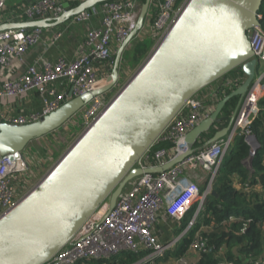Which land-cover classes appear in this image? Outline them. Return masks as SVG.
Returning <instances> with one entry per match:
<instances>
[{"label":"water","instance_id":"95a60500","mask_svg":"<svg viewBox=\"0 0 264 264\" xmlns=\"http://www.w3.org/2000/svg\"><path fill=\"white\" fill-rule=\"evenodd\" d=\"M106 1L83 0L53 20L36 16L4 22L0 31L56 27ZM263 1L187 0L164 38L102 113L37 186L0 217V264L45 263L72 240L104 202L108 208L105 219L135 178L166 171L192 154L199 135L223 120V107L236 97L227 124L204 145L226 136L254 83L264 80V72L257 74V60L248 36L251 29L260 27ZM149 4L150 0L141 3L135 26L117 49L104 85L77 96L69 92L66 101L35 121L0 122V157L13 156L17 168L23 170V153L33 141L62 128L94 97L118 84L123 53L142 28ZM236 68L242 73L241 83L187 133V151L161 166L139 167L138 160L186 101ZM248 140L254 149L259 147L254 136ZM160 147L162 144L153 149Z\"/></svg>","mask_w":264,"mask_h":264},{"label":"built area","instance_id":"2783aa9c","mask_svg":"<svg viewBox=\"0 0 264 264\" xmlns=\"http://www.w3.org/2000/svg\"><path fill=\"white\" fill-rule=\"evenodd\" d=\"M186 1H182L177 6L179 0H150L145 21L134 39H150L154 48L164 38ZM138 2L139 0H109L100 3L101 24L87 32L72 61L58 57L51 62L39 57L34 62L28 63L18 77L0 76V100L18 99L25 95L36 94L41 103L40 111L27 113H12L0 108V122L26 124L35 121L66 101L69 92L77 96L102 86L109 73H102L103 77H100L98 72L101 68L95 66L94 62H108L111 65L113 45L115 43L121 45L135 26L139 12ZM7 8V0H0V24L20 21L13 19V16L22 15L27 20L36 16L53 20L65 11L61 0H36L23 3L12 13H9ZM99 11L97 12L96 6L89 8L71 17L72 22L88 21ZM248 36L260 68L264 64V31L260 27H255L248 32ZM59 37L60 34L56 33L47 42L53 44ZM42 39L43 28L39 27L0 31V69H6L14 58L19 63H24L27 52ZM122 66L123 63L121 68ZM242 79L239 75L224 80L208 98L197 96V92L188 99L158 136L153 146L138 160L137 165L142 168L161 166L186 152L187 133L209 117L218 100L237 87ZM120 81L118 84L121 83ZM118 84L109 92L94 97L72 118L73 125L81 128L80 135L102 113L124 85L117 88ZM261 88L262 84L254 83L226 136L206 146L203 143L192 154L166 171L135 178L119 196L115 207L105 219L103 217L108 208L103 212L97 210L85 221L72 240L43 264H111L122 254L140 255V258L131 264H156L157 259L165 257L195 222L198 216L196 212L199 213L206 198L211 194L214 178L236 137L244 135L248 140L251 136V122L259 116L261 110L258 105ZM161 144L168 146L152 150L154 146ZM21 161L25 167L23 170L17 168V159L13 156L0 157V217L11 210L40 182L32 184L35 176L28 170L24 155ZM195 165H200L208 172L203 190H200L198 185L184 173L187 167ZM233 181L237 190L248 192L255 188L248 180L242 181L236 176ZM262 192L264 194V190ZM262 198L264 202V196ZM192 207H195L193 218L185 226L182 234L166 243L161 242L154 231L160 215L165 214L179 221ZM233 219L235 218L230 215L227 220ZM192 247L194 251L206 249L201 239ZM175 264L195 263L180 259ZM218 264L232 263L222 261ZM245 264H264V256L249 259Z\"/></svg>","mask_w":264,"mask_h":264},{"label":"trees","instance_id":"16d2710c","mask_svg":"<svg viewBox=\"0 0 264 264\" xmlns=\"http://www.w3.org/2000/svg\"><path fill=\"white\" fill-rule=\"evenodd\" d=\"M259 16L260 28L264 31V1ZM141 43L135 48L134 59L136 60L140 59L143 52V48L140 49ZM230 73L242 76L237 68L227 74ZM262 84L264 85V80ZM236 100V97L231 98L223 107V120L217 122L218 127L227 124ZM258 105L261 109L259 116L251 122L250 127L251 135L254 136L259 147L251 153V145L246 137L244 135L236 137L214 178L212 189L215 194H210L206 198L192 227L180 238L177 249L171 253L172 264L180 259L189 260L195 264H218L222 261L245 264L249 259L264 256V202L262 198L264 194L259 191V189L264 190V96L259 99ZM213 132L214 129H211L210 132L203 133L199 143L203 144ZM167 146L162 145V147ZM246 162H249L250 172L245 167ZM235 176L242 181L248 180L255 188L248 192L237 190L233 185ZM194 211L195 207L188 210L184 219L180 220V228L188 224ZM230 215L236 218L228 221ZM200 239L204 242L206 249L196 250V256L193 258L191 257L192 246ZM139 258L140 255L127 254L113 260L111 264H131Z\"/></svg>","mask_w":264,"mask_h":264},{"label":"crops","instance_id":"0c3cea01","mask_svg":"<svg viewBox=\"0 0 264 264\" xmlns=\"http://www.w3.org/2000/svg\"><path fill=\"white\" fill-rule=\"evenodd\" d=\"M34 1L36 0H7V7H8L7 11L9 13H12L13 10L20 4L34 2ZM81 1L83 0H61L65 10L77 6ZM141 3L142 1L139 0L137 6L139 5L140 7ZM99 5L100 4L96 6L97 12L100 9ZM13 19L15 20L20 19V21L27 20L24 17V15H22L21 17L13 16ZM101 19H102V13L99 11V13L94 14L91 17V19L88 21H84L81 23H73L72 19L70 18L63 24L58 25L56 27L43 28V39L36 46L32 47L27 52V54L25 55L24 63L21 64L17 61L16 58H14L6 69H0V76L4 75L7 78L18 77L22 73V71H24L25 66L28 63L34 62L39 57H41L44 60H49L51 62H54L58 57H64L68 61H72L73 59H75L78 48L81 45V43L84 41L87 32L91 28L99 27L101 24ZM56 33H59L60 37L53 44H49L47 41L49 39H52V37ZM135 40H138V39H133L128 45H130ZM119 47L120 45L115 43L113 45V52L117 51ZM123 62H124V59H122V63ZM94 65L101 68V71L98 72L100 77H103L102 73L103 74L105 72L107 74L110 73L109 71L110 65L108 62L95 61ZM261 67H262V73H263L264 64L261 65ZM121 70L122 71L120 73V80L124 74L123 71L126 72V68H124V65L122 66ZM235 76H236L235 73L226 74L224 77L216 80L215 82L209 84L208 86L198 91L197 96L208 98V96H210L216 90V88L223 83L224 80L229 79V78H234ZM263 96H264V85L262 84V88L260 89V92H259V98H262ZM207 102H209V100H207ZM0 108L7 112H12V113H18V112L27 113L29 111H40L41 103L39 102L38 96L36 94H29L28 96L25 95L18 99H11V100L2 99L0 100ZM220 116L223 117L222 111H221ZM73 123H74V119L69 121L65 126H67V128H70V127L74 128L75 125H73ZM216 124L217 122L213 123L211 127L209 128V130L203 133H208L210 132L211 129H214V132H216L217 130L222 128V127H218V125ZM214 132L212 133V135L214 134ZM203 133H201L197 139L196 143L198 144L196 143L194 144L195 149L198 147H201L202 143H199V141L201 140L200 138ZM252 151L254 152L255 149H253V146L251 145V152ZM26 152L28 151L26 150ZM31 152L32 151H30V153ZM245 167L249 172L251 171L250 167H247V164H245ZM184 173L188 178H190L194 183L198 185L200 190L204 189L205 183L208 177V172L204 170L200 165L187 167ZM259 191L260 193H263L261 189H259ZM187 213L185 214V216L187 215ZM232 216L233 218H236V216L234 215ZM184 217L182 219H184ZM180 225H181L180 220L177 221L173 217H169L165 214H162L160 215L159 220L155 225L154 231L157 237L159 238V240L163 243H166L167 241H170L172 238L178 237L182 234V231L185 227L180 228ZM186 233L187 232H185L184 235ZM177 244L172 250H170V252L168 251L169 253H167L165 257L157 259L158 260L157 264H172L173 256L171 253L177 249L178 247ZM124 255H127V254H122L119 257L124 256ZM195 256H196V252L193 250L191 257L194 258Z\"/></svg>","mask_w":264,"mask_h":264},{"label":"rangeland","instance_id":"374dc122","mask_svg":"<svg viewBox=\"0 0 264 264\" xmlns=\"http://www.w3.org/2000/svg\"><path fill=\"white\" fill-rule=\"evenodd\" d=\"M182 1L184 0H179L177 6H179ZM139 8L140 7L138 5L137 11H139ZM140 42H142L140 49L143 48V52L140 55V59L136 60L134 59L135 48ZM153 49V41L147 38L144 40L139 38L130 45H127L122 58L124 59L123 65L124 68H126V72L123 71L124 74L121 77V83L118 84L119 86H117V88H119L120 85L124 84L133 76V74L151 54ZM115 53L116 51L113 52L112 57L115 56ZM257 74H262V67L258 68ZM81 132L82 131L79 126L67 128V126L64 125L59 130L51 133L48 136H45L42 139L35 140L29 145L28 149H26L28 152L25 151L23 154L25 160H27L28 170L31 171L35 176L32 184H36L46 175V173L53 167L57 160L74 144ZM30 151L32 152L30 153ZM246 164L247 167H250L249 162H246ZM106 208L107 203L104 202L99 207L97 212H103ZM157 263L158 260H156V264Z\"/></svg>","mask_w":264,"mask_h":264}]
</instances>
